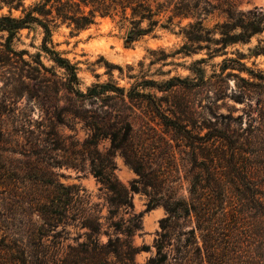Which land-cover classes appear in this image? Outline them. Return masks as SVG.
<instances>
[{
	"label": "rangeland",
	"instance_id": "rangeland-1",
	"mask_svg": "<svg viewBox=\"0 0 264 264\" xmlns=\"http://www.w3.org/2000/svg\"><path fill=\"white\" fill-rule=\"evenodd\" d=\"M31 1L28 0L27 4ZM211 1L217 8L206 19L210 27L226 18L220 7L230 3L243 11L256 7L264 10V0ZM8 13L7 8L0 10V16ZM13 15L19 16L20 12L13 11ZM187 22L184 21L183 25ZM179 33L178 26L158 28L154 34L132 42L127 28L119 20L103 18L82 31L61 25L54 31L53 40L56 49L77 64L82 91L110 78L107 71L113 68L107 63L120 65L124 67L125 75H137L134 79L120 78L119 70L113 69L114 79L120 86L129 88L137 80L141 85L138 91L163 96L173 101V105H178L175 101L183 100L195 115L197 125H211L212 133L235 135L233 139L238 135L251 138L252 145H244L245 152L240 159L254 165V175L264 185V55L254 56L250 51L264 34L254 36L250 43L228 46L226 54L210 57L207 50L192 55L178 52L185 41ZM20 34L21 39L14 43L17 49H27L31 54L40 51L41 28L24 29ZM4 41L0 34V48H3L1 44ZM201 58H205L204 62L196 63ZM224 59L233 60L223 63ZM42 60L47 67L53 68L43 74L61 81L63 70L44 54ZM140 62L144 64L140 66ZM127 65H133L135 70L129 71ZM222 67L228 68L222 72ZM8 77L6 68L0 65V159L2 167H5L1 172L4 186L0 196L3 197L2 212L11 232L25 243L38 241L45 235L52 251L60 246L66 251L68 245L79 248L78 243L86 240L87 228L83 227V223L94 214L101 228L103 224V230H108L115 237L107 220L109 193L94 173V169L99 171L102 168L105 154L112 152L114 175L118 181L128 188L136 185L139 189L138 192H131L133 209L125 213L122 208L114 220L121 217L127 220L131 214H143L142 229L131 240L134 246L143 248L136 254L135 261L145 264L156 253L154 243L161 233V220L167 216L162 204L146 211L147 191H152V188L137 182L140 175L126 161L122 150L112 149L111 138L104 131H98L95 144L87 146V141L96 130L70 112L75 106L70 100V93L65 90L44 93L30 79L26 81L31 91L16 89L10 85ZM173 77L172 84L175 86L165 92L156 90L153 81L160 84ZM84 110L88 111L89 121L96 120L100 128L105 125L101 101L86 102ZM134 111L129 112L127 118L134 138L133 145L127 149L133 157L139 149L137 159L144 163L145 174L151 182L157 183L161 191L157 198L173 190L180 195H188V176L181 160L184 154L179 152L180 146L172 132L160 125L159 120H149L146 107ZM259 124L262 132L254 129ZM116 131L122 138L128 131L127 126L117 125ZM206 131L209 129L203 130ZM251 132L253 134H249ZM215 143L219 150L231 152L230 142L216 138ZM171 146L178 158L179 169ZM95 149L99 154L93 162L91 151ZM57 197L65 201L64 222L58 225V220L52 224L45 223L40 205L49 204ZM238 204L235 198L232 207L236 211L225 225L229 228V235L234 236L238 245L236 249L243 258L260 260L264 253L262 225L258 218L251 216L250 210ZM240 209L242 212H239ZM194 224L187 223L185 229ZM107 240L106 234L101 235V241ZM2 241L0 239V264H15L7 252L1 250L7 243ZM57 241L60 246H57Z\"/></svg>",
	"mask_w": 264,
	"mask_h": 264
},
{
	"label": "trees",
	"instance_id": "trees-1",
	"mask_svg": "<svg viewBox=\"0 0 264 264\" xmlns=\"http://www.w3.org/2000/svg\"><path fill=\"white\" fill-rule=\"evenodd\" d=\"M0 0V10L7 8L9 13L0 16V34L5 41L0 48V65L6 68L10 85L16 89L31 91L27 79L36 82L42 92L58 93L65 90L72 95L70 99L75 105L70 112L89 123L95 128L93 136L87 141V146L94 145L97 132L102 130L111 138L112 149L122 150L126 161L134 167L140 175L138 183L151 187L147 191L149 197L146 211L162 204L167 216L161 220V233L155 240L156 253L145 264H264L263 258L245 260L237 251V243L233 235H229L227 221L234 216L235 200L243 209L250 210L251 216L258 218L262 225L264 238V189L263 183L256 179L255 167L252 163L241 161L240 156L244 145H252V139L243 135H228L227 133L214 134L211 125H197L195 115L191 113L189 105L183 100L173 101L156 94H146L138 91L141 86L136 80L129 88L120 86L114 79L113 69H118L120 78H137L134 73L125 75L124 67L113 65L107 71L110 78L105 82H97L82 91L79 68L72 63L62 52L56 49L53 40L54 31L61 25H67L76 31L88 29L98 23L100 19L111 18L119 20L128 30L130 41L139 40L152 35L158 28L171 29L180 27L184 44L178 52L185 55L198 54L207 50L210 57L219 53L226 54L228 46L250 43L252 38L264 34V10L255 9L243 11L230 3L220 7L226 15L222 21L216 22L212 27L206 24V19L217 8L211 0ZM13 11H19L14 16ZM188 21L183 25L184 21ZM41 28L42 42L40 51L31 54L27 49H17L15 40L21 39V31ZM254 56L264 55V37L258 40L253 49ZM43 54L53 61L54 65L63 70L60 80L47 77L45 72H51L42 60ZM28 58H27V57ZM205 58L198 59L196 63L204 62ZM228 60L224 59L223 63ZM144 63L140 62V66ZM228 67H222L225 72ZM129 71L135 70L133 65H127ZM57 76V74H55ZM175 77L160 84L153 81L158 91L165 92L175 86L172 84ZM150 82V81H149ZM102 102V112L106 121L102 128L98 127L96 120L89 121L88 111L84 110L86 102ZM146 107L149 120H159L173 134V138L180 146L179 152L184 154L182 165L187 173L189 182L188 195H180L178 191L162 195L157 198L160 189L157 183L151 182L145 174V165L137 155L129 154L128 146L133 145V133L129 130L127 122L129 112ZM264 123V121H263ZM126 125L127 133L121 138L116 131L117 125ZM262 125V123H261ZM205 128L209 131L203 132ZM261 131L260 124L254 127ZM253 132V131H252ZM249 134H253V133ZM262 132V131H261ZM107 137V136H106ZM216 138L229 143L231 152L219 150ZM168 144V142H165ZM174 159L179 169L178 158ZM132 150V149H131ZM135 151V150H134ZM98 151L92 150L94 162ZM112 152L105 154L102 168L94 169L96 177L109 193V228L103 230L96 215L88 217L83 227L87 228L86 240L75 245H68V250L60 246L52 251V246L43 235L38 241L25 243L11 232L8 222L2 212L0 196V239L8 257L15 264H138L135 256L143 248L132 243V237L142 229V213L131 214L129 219L114 218L123 208L125 213L133 209L131 192H138L133 185L128 188L122 185L114 175ZM95 168V163H94ZM0 159V195L4 186ZM62 198H53L48 203L40 205V212L45 223L57 225L64 222L66 208ZM242 209L239 210V212ZM55 222V223H56ZM195 223L186 230L187 223ZM226 224V225H225ZM224 225V226H223ZM2 231V232H1ZM106 234L108 240L101 241V235ZM202 242L200 244V241ZM75 242H78L75 239Z\"/></svg>",
	"mask_w": 264,
	"mask_h": 264
}]
</instances>
